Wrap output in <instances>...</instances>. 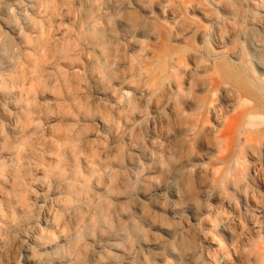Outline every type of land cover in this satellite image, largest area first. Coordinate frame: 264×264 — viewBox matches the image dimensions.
Returning a JSON list of instances; mask_svg holds the SVG:
<instances>
[{
    "label": "rangeland",
    "instance_id": "1",
    "mask_svg": "<svg viewBox=\"0 0 264 264\" xmlns=\"http://www.w3.org/2000/svg\"><path fill=\"white\" fill-rule=\"evenodd\" d=\"M0 264H264V0H0Z\"/></svg>",
    "mask_w": 264,
    "mask_h": 264
}]
</instances>
